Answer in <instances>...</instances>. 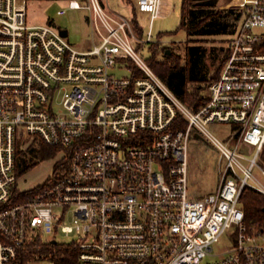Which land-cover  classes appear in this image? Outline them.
<instances>
[{"label": "built area", "instance_id": "built-area-1", "mask_svg": "<svg viewBox=\"0 0 264 264\" xmlns=\"http://www.w3.org/2000/svg\"><path fill=\"white\" fill-rule=\"evenodd\" d=\"M62 1L59 14L88 11L91 45H72L52 19L29 22L27 0H0V264H55L46 254L23 260L20 250L58 233L75 236L80 264H264V231L247 224L241 199L246 187L264 193L254 171L264 175V0H235L241 21L196 110L140 51L165 0H136L150 16L145 39L103 0ZM211 122L231 130L221 139ZM194 132L224 162L219 187L196 198ZM40 139L60 147L52 174L22 189L18 150ZM225 236L230 244L214 252Z\"/></svg>", "mask_w": 264, "mask_h": 264}, {"label": "trees", "instance_id": "trees-1", "mask_svg": "<svg viewBox=\"0 0 264 264\" xmlns=\"http://www.w3.org/2000/svg\"><path fill=\"white\" fill-rule=\"evenodd\" d=\"M30 1V0H27ZM131 5L133 16L131 17L134 30L140 36L142 27L136 17L138 8L132 0H127ZM219 0H182L180 27L185 29L189 37L195 35L230 34L232 35L239 22L242 12L238 8H219ZM235 15V16H233ZM159 41V40H158ZM152 42L151 53L147 59L155 72L169 85L173 92L193 109H199L208 100L207 90L212 81L220 76L228 55L227 47H221V57L212 70L203 71L204 56L207 48L199 44L185 42V53L182 56L168 52L167 46L160 47ZM132 67L135 64L129 60ZM182 125H186V119L180 118ZM59 146H52L39 140L28 149L18 150L16 170L19 176L28 172L42 160L52 158L58 154ZM259 161L264 167V148ZM58 167L54 172L57 173ZM28 193L17 195L13 201L19 202L26 199ZM242 206L245 211L246 222L249 226L264 231V193L246 187L242 195ZM80 248L75 242H43L38 236L30 240L24 250H20V258L27 260L37 255H45L53 259L55 264H80Z\"/></svg>", "mask_w": 264, "mask_h": 264}, {"label": "rangeland", "instance_id": "rangeland-1", "mask_svg": "<svg viewBox=\"0 0 264 264\" xmlns=\"http://www.w3.org/2000/svg\"><path fill=\"white\" fill-rule=\"evenodd\" d=\"M136 3V0H132ZM235 0H219V8H236ZM126 0H110L113 11L127 17L133 16L131 5H127ZM182 0H165L162 6L161 15L154 19L152 25V41H158L159 46H167L179 56L185 53V42L199 44L207 48L204 56L203 71L210 70L218 63L221 57V47H227L230 34L195 35L189 37L185 29L180 27ZM62 0H30L28 1V21L32 23L47 22L52 19L57 26L68 29L67 40L78 48H83L87 44H92L91 26L88 20V11L84 9H68L66 13L59 14L58 9L63 6ZM235 16V15H233ZM143 33L138 38L145 39L150 28V16L148 13L137 12L136 15ZM136 32V31H135ZM137 33V32H136ZM134 43L136 45L137 41ZM157 43V42H156ZM148 46V43L146 44ZM141 54L145 57L151 53V45L147 49L143 44H139ZM139 49L138 47H136ZM183 60V58H182ZM118 74H126L128 70H117ZM55 107L60 108L59 99L55 101ZM208 129L217 137L224 139L230 132L231 125L228 123L211 122ZM189 152V190L191 197H201L209 192L215 191L221 182L222 169L224 162L221 159L220 151L207 136L197 137L195 132L188 143ZM55 157L42 160L34 168L24 173L19 185L22 189H28L35 184L44 182L51 174L55 164ZM255 174L264 181V175L259 167L254 168ZM67 222H71L69 219ZM58 242H70L75 239L73 234L58 233ZM230 244L228 236L221 239L214 245V252L221 251ZM217 257V256H216ZM209 258H215L209 256Z\"/></svg>", "mask_w": 264, "mask_h": 264}, {"label": "crops", "instance_id": "crops-1", "mask_svg": "<svg viewBox=\"0 0 264 264\" xmlns=\"http://www.w3.org/2000/svg\"><path fill=\"white\" fill-rule=\"evenodd\" d=\"M103 1L105 2L106 6L108 7L109 10H111V11L114 10V9L111 7V5H110V0H103ZM126 1H127V0H126ZM127 2H128V1H127ZM127 5H129V4L127 3ZM113 12H115V11H113ZM91 40H92V42H93L92 29H91ZM88 45H91V44H87V45L84 46V47H87Z\"/></svg>", "mask_w": 264, "mask_h": 264}, {"label": "water", "instance_id": "water-1", "mask_svg": "<svg viewBox=\"0 0 264 264\" xmlns=\"http://www.w3.org/2000/svg\"><path fill=\"white\" fill-rule=\"evenodd\" d=\"M61 33H62V35L67 36L69 32H68V29H66V28H61ZM168 52L171 53V50L168 49ZM195 135H196L197 137H202L201 134L198 133V132H197Z\"/></svg>", "mask_w": 264, "mask_h": 264}]
</instances>
